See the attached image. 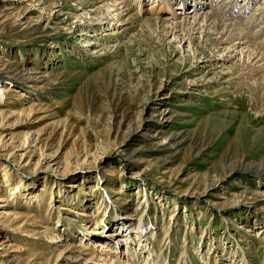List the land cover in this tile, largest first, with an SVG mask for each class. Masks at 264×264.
Listing matches in <instances>:
<instances>
[{
	"label": "rangeland",
	"instance_id": "1",
	"mask_svg": "<svg viewBox=\"0 0 264 264\" xmlns=\"http://www.w3.org/2000/svg\"><path fill=\"white\" fill-rule=\"evenodd\" d=\"M204 1L0 0V264H264V0Z\"/></svg>",
	"mask_w": 264,
	"mask_h": 264
},
{
	"label": "bare ground",
	"instance_id": "2",
	"mask_svg": "<svg viewBox=\"0 0 264 264\" xmlns=\"http://www.w3.org/2000/svg\"><path fill=\"white\" fill-rule=\"evenodd\" d=\"M174 1H176V0H172V2H174ZM188 1V0H187ZM194 1H197V2H199L198 3V7H204V6H210V2H207L206 3V1H204V0H194ZM236 0H227V1H224L223 2V4L221 5V8H225V11L226 12H229V13H231V14H234V13H236V15L238 14V16H240L241 15V13L242 12H239V10H237V11H235V10H233L232 11V9L230 10V8L232 7V6H234L235 7V4H236V2H235ZM180 2L182 3V4H184V2H183V0H180ZM164 3L165 4H167L168 5V3L170 4V0H169V2L167 1H165L164 0ZM216 4V3H215ZM212 7V6H211ZM220 7V6H219ZM264 8V5L263 6H260L259 7V9H263ZM232 11V12H231ZM220 13V12H219ZM255 14V13H254ZM210 15V14H209ZM214 15H216L215 13H214ZM213 16V15H212ZM264 16V11L263 12H261L260 14H259V16L258 17H255L254 18V21H253V27L255 26H257V25H259L260 23H257L258 21V19L259 18H264L263 17ZM223 17V16H222ZM212 18V17H211ZM219 18V17H218ZM224 18V17H223ZM209 20V19H208ZM215 20H216V18H215ZM214 20V21H215ZM217 20H221V19H217ZM206 21H207V19H206ZM210 21V20H209ZM212 21V20H211ZM257 21V22H256ZM208 22V21H207ZM222 22H223V20H222ZM252 22V21H251ZM212 23V22H211ZM217 23H218V21H217ZM229 23V22H228ZM239 23V22H238ZM237 23V24H238ZM220 24H221V22H220ZM231 24H233V25H235L234 23H230L229 25H231ZM222 25V24H221ZM220 25V26H221ZM238 26H239V24H238ZM250 26V25H249ZM231 27V26H230ZM235 27V26H234ZM241 27V26H240ZM252 27V26H251ZM226 28V27H225ZM247 28V27H246ZM230 31V30H229ZM228 32V31H227ZM220 33V32H219ZM262 33H264V25L263 26H259V29L258 30H256V32H255V34H262ZM255 37V35H254V33H251L250 31H245V27H243V29H240L239 27H235V28H233V31H231V35H229V37L227 38V42H231L234 38H237L240 42H243L245 39H247L248 41L250 40V39H252V38H254ZM256 44V43H255ZM257 48H254L255 49V51L257 50V55H256V57H259V55L261 54V50H264V44L262 43H257ZM255 53H252L251 55H254ZM261 56V55H260ZM261 60H264V54L262 55V57H261ZM9 63V62H8ZM16 67L19 69V67H18V65H16ZM7 68V70H8V72H13V71H15L16 72V74H18V73H22L23 74V72L22 71H20L19 72V70L18 69H15V61L14 62H12V63H10L9 64V66H7L6 67ZM23 68V67H22ZM23 70V69H22ZM25 70V69H24ZM27 72V71H26ZM26 75V74H25ZM20 76V75H19ZM27 79H29V78H27ZM0 82H1V80H0ZM13 89L9 86V87H7V91H12ZM3 95V94H2ZM1 97H3V96H0V100H1ZM2 101V100H1ZM250 166H252V165H249V168H251ZM248 168V167H247ZM261 170V169H260ZM19 216H21V215H19L18 214V217ZM5 217V216H4ZM17 228V227H16ZM48 229H50L49 227H47ZM3 249V248H2ZM73 249V248H72ZM76 249V248H75ZM2 252H4V251H2ZM70 255V254H69ZM69 259V258H68ZM63 260V259H62ZM66 260V259H65ZM91 261H94V260H91ZM91 261H89V262H91ZM126 261H124V264H127V263H125ZM60 263V262H59Z\"/></svg>",
	"mask_w": 264,
	"mask_h": 264
}]
</instances>
